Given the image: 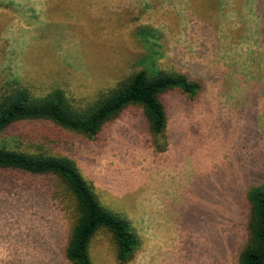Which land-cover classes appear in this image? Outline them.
I'll return each instance as SVG.
<instances>
[{
    "label": "rangeland",
    "instance_id": "374dc122",
    "mask_svg": "<svg viewBox=\"0 0 264 264\" xmlns=\"http://www.w3.org/2000/svg\"><path fill=\"white\" fill-rule=\"evenodd\" d=\"M151 69L202 86L196 101L166 97L164 153L139 110L95 139L41 122L7 131L0 146L42 144L73 160L99 202L132 224L129 264H238L246 191L264 183V0H0V95L57 89L84 105ZM56 185L0 174V264H68L73 208L53 197ZM91 256L118 264L104 236Z\"/></svg>",
    "mask_w": 264,
    "mask_h": 264
},
{
    "label": "trees",
    "instance_id": "16d2710c",
    "mask_svg": "<svg viewBox=\"0 0 264 264\" xmlns=\"http://www.w3.org/2000/svg\"><path fill=\"white\" fill-rule=\"evenodd\" d=\"M201 93L202 86L184 74L153 69L132 74L84 105L57 89L37 97L16 88L0 95V137L21 125L45 122L95 139L127 111L139 110L156 151L164 153L169 145L166 97L177 94L196 101ZM47 148L31 143L29 149L34 151L29 152L0 146V174L20 173L56 181L53 197L67 200L73 208L72 233L63 251L68 264H95L91 248L100 236L110 241L118 264L132 262L139 247L132 224L99 202L73 160L52 155ZM245 196L249 205L247 237L238 264H264V183L250 186Z\"/></svg>",
    "mask_w": 264,
    "mask_h": 264
}]
</instances>
